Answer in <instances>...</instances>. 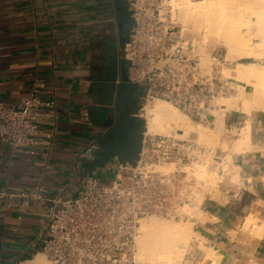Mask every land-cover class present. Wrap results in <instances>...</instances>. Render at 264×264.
I'll list each match as a JSON object with an SVG mask.
<instances>
[{
	"label": "crops",
	"instance_id": "1",
	"mask_svg": "<svg viewBox=\"0 0 264 264\" xmlns=\"http://www.w3.org/2000/svg\"><path fill=\"white\" fill-rule=\"evenodd\" d=\"M107 15L112 21L116 16L113 0H0V100L17 103L40 85V97L55 103L52 117L39 121L41 131L53 135L48 147L16 157L9 168L10 152L0 145V186L42 187L48 199L72 197L87 177L111 182L116 162L136 159L146 129L138 117V89L122 82L120 73L109 80L93 69L96 38ZM121 122L137 127L121 130ZM247 125L248 147L232 152L239 139L235 130ZM219 152L235 170L202 210L195 243L198 249L202 244L219 250L216 262L212 258L208 264H264V110L229 113ZM49 206L44 200L27 206L15 199L1 207L4 264H16Z\"/></svg>",
	"mask_w": 264,
	"mask_h": 264
},
{
	"label": "built area",
	"instance_id": "2",
	"mask_svg": "<svg viewBox=\"0 0 264 264\" xmlns=\"http://www.w3.org/2000/svg\"><path fill=\"white\" fill-rule=\"evenodd\" d=\"M186 0H129L132 18L124 48L127 78L137 87L138 117L146 129L133 162H116L115 178L104 182L89 176L72 197H44L33 191L0 186V209L15 199L48 201V216L14 262L44 255L48 264H141L137 239L141 221L159 218L197 226L194 213L214 202L215 195L234 173L231 161L194 137L182 133H150L146 108L163 101L196 124L214 128L219 99L231 90L216 74L221 67L219 49L208 41L206 28L181 23L179 8ZM204 0H201L202 3ZM212 59L209 73L203 60ZM17 103L0 100V145L15 158L32 156L39 146L50 145L52 133L41 131L39 121L51 118L55 103L44 101L40 85ZM51 110V111H47ZM45 137L48 141H42ZM206 172L215 176L204 177ZM195 241L187 249L185 264H199ZM200 255V256H199ZM0 264L4 247L0 234Z\"/></svg>",
	"mask_w": 264,
	"mask_h": 264
},
{
	"label": "bare ground",
	"instance_id": "3",
	"mask_svg": "<svg viewBox=\"0 0 264 264\" xmlns=\"http://www.w3.org/2000/svg\"><path fill=\"white\" fill-rule=\"evenodd\" d=\"M179 9L182 23L204 19L208 22L210 32H214V25L221 16L224 26L219 33L223 38L222 47L228 54H235L239 60L259 59L264 62V0H204L202 3L186 0ZM215 30L217 35L218 28ZM202 65L209 73L213 72L214 69L206 60H203ZM222 75L224 81H235L231 83L234 94L219 99L222 103L218 104L214 112V128L196 124L168 103L157 101L146 108L150 133H182L183 138L194 137L198 142H203L209 148L214 146L213 150H217L229 113L241 111L250 115L254 110H264V64L237 63L234 69L222 71ZM249 130V125L240 132L235 130L239 139L232 152H241L248 147ZM191 232V225L168 223L155 217L143 219L137 239L140 257L144 259L142 264H178L183 258ZM214 252L216 257L220 256L217 248ZM30 264L48 263L44 255L40 254Z\"/></svg>",
	"mask_w": 264,
	"mask_h": 264
},
{
	"label": "flooded vegetation",
	"instance_id": "4",
	"mask_svg": "<svg viewBox=\"0 0 264 264\" xmlns=\"http://www.w3.org/2000/svg\"><path fill=\"white\" fill-rule=\"evenodd\" d=\"M113 3L116 16L113 21L108 15L103 19L101 32L95 42L98 54L93 62V69L109 80L113 74L120 73L121 81L125 82L124 74H127L128 63L124 58V48L133 24L131 7L129 0H113Z\"/></svg>",
	"mask_w": 264,
	"mask_h": 264
},
{
	"label": "rangeland",
	"instance_id": "5",
	"mask_svg": "<svg viewBox=\"0 0 264 264\" xmlns=\"http://www.w3.org/2000/svg\"><path fill=\"white\" fill-rule=\"evenodd\" d=\"M193 2L200 3L201 0H193ZM178 18L180 19V14H178ZM194 21H196V20L186 21L185 23L183 22V24L191 25L196 30H200L201 28H206V30L208 31V41H209L210 45L213 48L217 47L219 49V51H220L218 53L217 57L221 58V60H222V62L220 63L221 67L218 70L215 69V71H216V74H218L222 78H223L222 71H224L225 69H228V70L229 69H231V70L234 69L235 66L237 65V63H242V64H246V65H249V64H256V65L264 64L263 60H259V59L239 60L238 57L235 54H233L232 56L228 54L227 50L224 47H222L223 38H222L221 33H219V32H222V29H223V26H224V21H223V18L221 16L218 17V19H217V21H216V23L214 25L215 26L214 27V32H210L209 25H208V22L206 20L200 19L197 22H194ZM217 28H218V32H217V35H216V32H215L216 30L215 29H217ZM206 61L211 65L212 59L210 57H208ZM234 82L235 81L233 79L228 81V83L230 84L231 90L223 98L233 96L234 90H232V89H234V87H233V85L231 83H234ZM219 103L221 104L222 101H220ZM145 126H146V124H145ZM120 127H121V130H122V127H123V129L126 131V130H129L131 128L133 129V127L136 128L137 124H129L127 122H124V124H123V122H121ZM133 138H134V140H136L137 132L132 137V139ZM201 143H203V142H201ZM210 147L211 148L213 147L212 149H215L214 146H210ZM216 147L218 149L220 148V142H219V145L216 146ZM204 177H206L209 180H213L215 178V176L211 172H206ZM194 217L197 219L196 221H199L201 219V217H202V211H196L194 213ZM160 220L164 221V222H168V223L183 225V226L191 225L193 227L192 223H183V222L170 221V220H165V219H160ZM195 239H196V234H195V231L193 229V232H191V234L189 236V239H188V242H187V246H186V248H184L183 258H182L181 261H179L178 264H185V262L187 261V249L192 245V243H194ZM200 249L202 251V253H200L202 255V260H201V262L199 264H208V261L210 259H212V258H214V261L217 260L216 256L214 255L215 252H214L213 249H206L202 244L200 245ZM139 253H140V250H139ZM140 261H141V264H142L144 259L142 257H140Z\"/></svg>",
	"mask_w": 264,
	"mask_h": 264
},
{
	"label": "water",
	"instance_id": "6",
	"mask_svg": "<svg viewBox=\"0 0 264 264\" xmlns=\"http://www.w3.org/2000/svg\"><path fill=\"white\" fill-rule=\"evenodd\" d=\"M124 80H125V83L128 82V78H127V74L125 73L124 74ZM109 86H111L112 84H108Z\"/></svg>",
	"mask_w": 264,
	"mask_h": 264
}]
</instances>
